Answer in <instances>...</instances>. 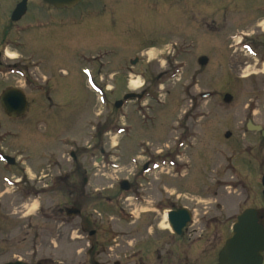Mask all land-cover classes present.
Returning a JSON list of instances; mask_svg holds the SVG:
<instances>
[{
    "label": "rangeland",
    "instance_id": "obj_1",
    "mask_svg": "<svg viewBox=\"0 0 264 264\" xmlns=\"http://www.w3.org/2000/svg\"><path fill=\"white\" fill-rule=\"evenodd\" d=\"M17 1L0 0V94L21 89L28 110L14 120L0 105V154L16 159L11 166L0 158V264H80V219L59 212L79 201L68 193L76 178L65 180L73 163L92 168L90 188L113 198L85 207L116 233L128 226L129 195L118 182L142 174L145 162L151 167L139 177L143 187L165 182L162 192L202 196L225 183L231 213L243 191L246 207L264 211V135L247 129L250 120L264 130V74L239 33L256 36L264 0H82L64 9L40 3L16 23L10 14ZM32 22L56 27L32 32ZM59 22L84 25L67 36L75 24ZM105 51L111 56L96 57ZM134 58L130 74L116 76L111 64L97 74L100 61L127 65ZM94 78L117 88L101 99ZM127 91L145 96L114 107ZM99 146L108 169L94 165Z\"/></svg>",
    "mask_w": 264,
    "mask_h": 264
},
{
    "label": "flooded vegetation",
    "instance_id": "obj_2",
    "mask_svg": "<svg viewBox=\"0 0 264 264\" xmlns=\"http://www.w3.org/2000/svg\"><path fill=\"white\" fill-rule=\"evenodd\" d=\"M20 1L21 0L17 1L15 7ZM80 2L78 4H80ZM40 3L52 7L43 0H27L26 12L18 21L26 17L30 7L33 5L38 6ZM12 12L13 10L11 14ZM84 16L85 15H83V17ZM10 20H12L11 17ZM18 21L13 22L18 23ZM59 23L63 25L69 23V27H71L70 23L75 24V28L68 29L66 35L71 30L75 32L79 31L84 25V22ZM256 24L257 33L254 38H252L249 33L242 31L239 33L242 35L245 48L250 53L249 56L254 60L256 59L255 64L260 65L259 71L264 74V69L261 68V66H264V22H256ZM262 24L263 26H261ZM30 25L34 27L32 32L37 31L38 28H45L46 25H48L49 30H52L56 27V22H32ZM56 30L58 31L59 29ZM4 32L6 38L7 32L6 30ZM149 48L150 47H148V49ZM1 53L2 51H0V64L2 63ZM108 56H111V54L105 51L98 54L96 57L103 58ZM96 57H91L90 59H95ZM101 59L96 61H100ZM137 59L138 58L130 59L127 65H114L112 60L109 61L110 63L100 61L96 68L97 74H100V68L106 67H103L104 64H111V67H116V76H118L119 73L130 74L133 72V65L136 63ZM91 86L96 91L101 92V99L104 98V90L114 91L117 88L114 87L109 89L108 87H104L102 83L96 82L95 78L91 82ZM131 92L132 91H127L121 95V98L115 99L113 101V106L116 107L115 103L121 101L122 103L116 107L121 108V106L124 105V96ZM134 93L141 95V97L134 99L142 100L145 96V91ZM26 108L27 112V98ZM4 114L14 120H21L25 115L23 114L13 118L8 116L5 112ZM259 133L260 136H262V132L260 131ZM94 149H99L101 153L99 162H96L94 165L102 166L104 169L107 168L105 166L106 164L102 161L107 153L105 149L100 146L94 147ZM5 155L6 154H0V158ZM13 159L14 163H5L12 166L16 162V159ZM73 160H75L74 156ZM150 167V162L143 163L141 168L143 173H141L145 174L149 172ZM91 170L92 168H86L81 163L72 164L68 170L69 173L65 176V180L69 181L72 176L76 178L75 181L78 182V184L74 183L72 186H69L68 193L70 195L76 194L79 201H71L70 206H66L64 209L59 208L61 214H66V208L75 207L79 209L78 214L67 215V217L78 216L80 219L78 230L85 241L81 249L83 259L80 264H219V252L230 237L232 226L238 215L247 208L244 205L246 199L245 191H243V201L238 202L235 206L237 208L235 212H230L235 202L233 201L232 205L231 201L227 199L226 193L221 190V188L223 189L226 187L225 183L219 184L217 188H215L213 194L202 196L192 194L191 196H183L182 194H176L172 191L162 192L160 188L166 187L165 182H162L161 185L143 187L139 182L142 178V174L133 173L132 180L124 178L128 181V226L125 228V232L116 233L115 228L100 226L97 216L93 213L96 212V210H88L85 207L87 204L90 205L94 201L101 202L104 200L106 202H111L113 199L102 193L105 188H90L92 181L88 175V171ZM93 174L96 175L97 173L94 172ZM122 180L118 182V188L120 189ZM233 186H239L244 190V185L234 184ZM87 200H89V202H86ZM77 204L79 206H77ZM254 208L257 209L256 216L258 223L264 227V211L261 212L257 207ZM108 235H110V238L106 239ZM15 261L16 260L11 262ZM40 263V261L37 262V264ZM260 264H264V250L261 252Z\"/></svg>",
    "mask_w": 264,
    "mask_h": 264
},
{
    "label": "water",
    "instance_id": "obj_3",
    "mask_svg": "<svg viewBox=\"0 0 264 264\" xmlns=\"http://www.w3.org/2000/svg\"><path fill=\"white\" fill-rule=\"evenodd\" d=\"M26 1L21 0L14 8L11 19L18 20L26 11ZM49 5L58 8H71L80 0H44ZM198 63L205 65L207 58L200 56ZM206 96V95H204ZM141 97L135 93L125 95V99ZM223 101L230 103L232 95L226 93ZM0 103L5 113L11 117H19L26 111V99L24 93L17 88H8L0 95ZM122 102L117 101L115 106L118 107ZM249 130H260V126H254L248 123ZM264 133V132H262ZM231 133H225V137H229ZM4 160L12 164L14 159L9 156H3ZM262 186L264 187V175L262 177ZM128 181L123 180L120 187L123 190L128 189ZM264 193V190H263ZM79 213L78 208H66L67 215H76ZM264 250V227L258 223L256 210L254 208L245 209L238 217L232 227V232L225 245L219 252V264H260L261 252ZM7 264H26L22 261H15Z\"/></svg>",
    "mask_w": 264,
    "mask_h": 264
},
{
    "label": "bare ground",
    "instance_id": "obj_4",
    "mask_svg": "<svg viewBox=\"0 0 264 264\" xmlns=\"http://www.w3.org/2000/svg\"><path fill=\"white\" fill-rule=\"evenodd\" d=\"M7 56H9V57H11V58H13V57H14V55H13V54H8V53H7Z\"/></svg>",
    "mask_w": 264,
    "mask_h": 264
}]
</instances>
